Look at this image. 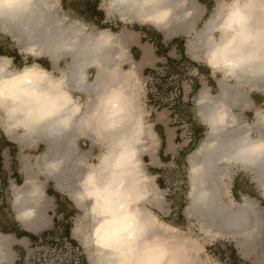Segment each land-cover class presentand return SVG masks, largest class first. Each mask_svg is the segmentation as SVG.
<instances>
[{
    "label": "bare ground",
    "instance_id": "obj_1",
    "mask_svg": "<svg viewBox=\"0 0 264 264\" xmlns=\"http://www.w3.org/2000/svg\"><path fill=\"white\" fill-rule=\"evenodd\" d=\"M183 2L151 0L146 4L144 0H112V8L119 11L123 18L150 22L168 31H173L177 23L183 26L178 31L189 33L198 9L192 3L184 2L183 6ZM53 8V0H30L26 10H16L9 17H0V29L9 33L31 55L47 56L55 64L64 57L69 58L66 69L62 70V74L67 77L66 90L70 94L78 90L93 94L94 97H89L86 111H82L83 105L75 98L81 111L68 130L54 133L50 130V124L46 123L24 135L19 134L18 138H23V143L40 141L45 144L46 149L41 155L45 169L55 177L60 189L71 193L85 207L88 223L92 227L91 243L87 242V245L96 255V264H120L125 257L135 258L137 253L145 252V249V255L157 259L159 264H179L175 252L169 250L161 238L159 229L164 223L145 207V203L153 197L150 177L141 160V153L149 148V132L140 108L133 72H122L117 67L125 45L120 37V41L115 40V34L106 30L89 31L78 21L67 23L66 18L58 17ZM217 18V15L213 16L191 40L189 49L193 56L206 58L214 69L249 87L264 88V80L234 76L230 70H225L223 57H208V51L217 46L220 39L223 15ZM39 33L63 37L80 46L86 54L77 56L74 52L42 47L26 36ZM94 67L97 72L91 82L87 72ZM110 73L119 78L127 94L114 105L113 115L107 121L112 126L104 133L106 147L99 160L108 151L110 157H119L120 162L119 165L108 162L93 164L90 161L91 150L79 152L74 134L87 132L93 141L91 147L99 140L92 129H81L78 120L94 110L98 96L106 90ZM221 82L223 85L219 96H211L202 90L197 101L202 118L209 122L211 131L190 157L195 158V161L191 166L188 213L199 218L207 231L245 236L252 234V230L254 232V211L251 210L254 201L245 197L238 208L223 203L224 178L230 175L231 164L237 163L254 170L255 180L264 189V160L237 159L232 152L234 143L241 135L252 136L251 131L255 129L259 135L253 138L264 136V112L256 116L252 125L236 128L238 119L226 111L227 105L234 103L238 107H245L247 99L244 94L227 85L225 79ZM217 110H220L219 121L210 119ZM25 163L29 169L30 164ZM33 180L34 175L30 171L26 172L24 183L16 186L14 191V207L18 218L27 226L41 219L40 189ZM166 227L173 229L168 225ZM8 240L0 238V264H11L9 261L12 256L6 247ZM130 248L135 251H130ZM2 256L6 257V263Z\"/></svg>",
    "mask_w": 264,
    "mask_h": 264
},
{
    "label": "rangeland",
    "instance_id": "obj_2",
    "mask_svg": "<svg viewBox=\"0 0 264 264\" xmlns=\"http://www.w3.org/2000/svg\"><path fill=\"white\" fill-rule=\"evenodd\" d=\"M184 2L186 4L192 3L196 5L198 9V12L196 13L197 15L191 23L193 26L189 33L181 30L178 31L177 29H179V27L182 28L183 26H180L177 23L173 31H168L166 28L154 25L150 22L123 18L119 11L112 8V0H102V8L106 13L105 24L108 26L107 29H99L91 25L88 26L82 21L70 18L66 12H64L61 0H53V9H55L54 13L58 17L66 18L67 23L78 21L84 24L89 31L106 30L115 34L120 28H128L129 30L141 26L157 28L162 31L167 40L174 37L182 38L184 43H186L187 53L189 54L188 56L197 60L199 64L205 66L208 64L207 60L205 58L196 57L195 55L193 56V53L189 49V42L205 27L207 22L213 16L217 15L218 20L220 16L223 15L222 0L206 1V3L212 7L208 15H206V4L198 0H184ZM184 2L183 6H185ZM119 35L120 34L114 35L115 40L120 41ZM0 46V50L8 54V56H16V60L13 59L16 67H23L25 64H30L37 60H47L48 58L47 56L31 55L26 51L22 44L18 43V41L9 33L5 31L3 32L2 29H0ZM126 58V48L122 47L120 62L117 64L120 71L124 72L131 67V65H126ZM60 60L62 61V67H66L69 58L64 57ZM179 61L177 69L173 67L171 69L173 73H178L177 75H174L175 80L172 82L174 84V90L171 95L173 98H176V94L180 95V91H187L192 88L190 86H193L194 83H187L186 80L193 79L195 82L199 76L197 69H195L193 65L182 58L181 60L179 59ZM94 68V70L90 71V73H92L90 79L87 75V78L91 82L94 80L97 72V68ZM155 71L161 72L159 74H163L160 70L155 69ZM60 72H62V70L57 74ZM132 72L134 75V82L137 85L140 106L149 105V93L155 97L153 103H156L157 105L158 102H161V104L166 103L164 97L158 95V85H162V81L158 80L160 79V77L158 78L159 74L144 75L142 73L138 74L135 70ZM161 89H164V85H162ZM90 95H81V97L76 96V99H78L83 105V108L87 107L89 97H94L93 94ZM173 102H175V100L170 101V103ZM193 104H196V101H193ZM172 109L175 110V113L177 114V121L175 122L173 120L175 122L173 124L180 127L181 133L178 146L183 148V151L181 152L185 157L183 159L182 153H179L176 158L162 166L160 175L162 181L160 183H157L156 181L158 177L149 176L153 197L145 203V207L148 208L160 222L162 221V224L164 223L163 226L160 227L161 229H159L164 244L169 250L175 252L179 264H264V189L259 183H256L251 195L240 196V199L234 198L231 189L235 178V172H237L234 167L235 164L231 165L230 175H227L224 178L222 202L233 208H238L246 198L252 199L254 201L251 205V210L254 211L252 213V215H254V232L252 230V234H247L245 236L215 234L207 231L206 226L201 223L199 218L188 213V206L191 202L189 195L191 189V166L193 161H195V158L191 159L190 157L196 151H193L195 139L193 138L194 135L192 133V123L194 122L193 117L197 118L198 121L200 119L197 115L196 108H170V110ZM142 110L147 132H149L148 136L151 140L149 151L153 152L154 150L156 151L155 148L158 147L157 136L149 125V108H142ZM24 133L17 132L16 130H8L6 134L18 142L17 146L19 153L17 154V167H19L23 176V181L25 180L26 172L30 171L34 175L33 182L40 189L41 202L39 204V214L41 219L31 226L20 223V226L24 230H27L36 236L30 240H24L22 245L18 246V249L20 248L22 250V252H20V264H96L94 261L96 255L87 245V242L91 243L92 227H90L88 223L85 207L71 195L73 203L70 205L69 217L56 214L53 200L46 196V188L50 182L53 181V177L45 169L41 159V155L44 153L46 146L39 141L23 143V138L16 139L19 134L24 135ZM84 140L86 144L83 145L82 151H89L92 145L91 141L88 139ZM105 147V143L102 144L99 142L92 149V157H90V161L93 164H97ZM28 153L35 154V156L28 155ZM144 153H141V160ZM196 160L198 159L196 158ZM25 162L30 164L31 167L29 169L26 168ZM142 163L143 168L146 169L143 160ZM233 167L235 168V171L233 170ZM248 176L244 177V181L248 180ZM15 187L16 186H14L13 183L10 184L13 194ZM54 218H56V222H53ZM67 223L71 228V239L74 240L77 245H73L69 239L63 237V229ZM166 225L173 227V229L167 228ZM45 232L51 233L47 236H43L42 234ZM4 238H9L6 246L9 250L11 247V238L9 236H5ZM232 248L236 250V256H232Z\"/></svg>",
    "mask_w": 264,
    "mask_h": 264
},
{
    "label": "crops",
    "instance_id": "obj_3",
    "mask_svg": "<svg viewBox=\"0 0 264 264\" xmlns=\"http://www.w3.org/2000/svg\"><path fill=\"white\" fill-rule=\"evenodd\" d=\"M72 1L75 2V0ZM98 9L104 12L105 20L103 21V23H105L106 13L102 8V0H100L98 3ZM63 10L70 18L82 21L88 26L90 25L79 18L81 14L74 13L72 9L66 10L63 8ZM133 30H129L128 28H120L115 33L116 35L120 34L119 37L121 38V42L125 45L124 48H126L127 51L126 65H131V67H129L130 69L125 70L124 72H131L135 70L136 72H138V74L142 73L144 75H157L161 73L156 72L155 69H157L162 71L163 73L159 74L158 78L160 77V79L158 80L162 81L164 89L162 90V85L159 84L157 90L158 95L160 97H164L166 103L161 104V102H158V105L156 103H153V99L155 97L149 93V105L140 106V108H149V125L152 128L154 134L157 136L158 142V147L155 148L156 151L154 150L153 152H150L149 149L151 140L150 137L148 138L149 148L147 151H144L145 153L142 152L144 153L142 160L145 163V171L147 172V174L149 176L158 177L156 181L157 183H160L162 181L159 180L161 179L160 175L162 166L165 165V163H168L172 159L176 158L177 154L182 153L181 151H183V148H180L178 146L179 137L181 136L180 127H177L173 124L177 121V114L175 113V110H170V108H196V112L200 120L198 121L197 118L193 117L194 122L192 123V133L194 135L193 138L195 139V143L193 144V151H195L197 147L202 143V141H204V139L209 136L211 131V125L209 124V122H205V120H203V116L199 111V105L197 103L202 90H206L211 96H219L221 92V84L223 85L221 81L222 79H225L226 84L231 86L233 90L244 94L246 97L245 99H247L245 107H238L234 103H228L226 108V111L230 115H236V118L238 119L236 128H240L252 125L256 116L259 113L264 112V88L249 87L242 82H239V80L226 75L224 72L218 69H214L211 65H209V63L206 64L207 66L199 64L197 60H194L190 58V56H188L189 54L187 53L186 43L183 44L182 38L174 37L170 40H167L161 30L146 26H141L138 29L134 28ZM190 43L191 40L189 44ZM0 56L11 57L16 60V56H8L3 51L2 53H0ZM181 58L193 65L194 68L197 69V73L199 74V76L195 80V82L193 81V79L186 80L187 83H194L193 86H190L192 88L188 89L187 91H180V95L176 94V98H173L171 95L172 91L174 90V84L173 88L168 93L166 91V82L172 83L173 80H175L174 75H177L178 73H173L171 69L173 66L178 67L177 65H179V59L181 60ZM35 62L40 63L45 68L55 70L56 73H58L60 70L66 69L67 67V65L64 68L62 67L61 60H59L56 64L53 63V61L49 57L47 58V60H37ZM94 69L95 68H90L88 70L89 74L87 72V75L89 79L92 76V73H90V71ZM132 77L134 76L132 75ZM72 94L75 98L76 96L81 97V95H88L78 90L72 91ZM172 100H175V102L170 103V101ZM193 101H196V104H193ZM86 109L87 107L83 108L82 106V111H86ZM251 134L253 137H257L259 135V131L253 129L251 131ZM16 139H19L18 136L16 137ZM74 139L75 144L77 145L78 150L81 153L84 152L82 151L83 145L86 144L84 139H88L89 141H91V144L93 143L91 136L87 132H75ZM99 142L103 144L105 141L104 139L101 141V139L99 138V140L95 142L94 146L90 147L89 150H91V157L92 149ZM17 145V140H13L5 132H0V236H2L3 238L5 236H9L11 238V247L9 249L12 256L9 261L11 262V264H20L19 259L20 252H22V250L20 248L18 249V246L22 245L24 240H30L35 236L31 232L24 230L20 226V223L22 222L19 220L16 209L14 207V194L12 193L10 188L11 183H13L14 186H20L25 181H23V176L19 170V167H17V154L19 153ZM28 155L35 156V154L32 153H28ZM183 155L184 154L182 153V156ZM184 157L185 156H183L182 158L184 159ZM232 164H235L234 167L237 171L235 172V178L231 189L234 198L240 199V196L251 195L253 192V187H255L256 183H258L255 180L254 170L241 167V165L237 163ZM234 167L233 170L235 171ZM245 176H248V180L244 181ZM52 177L53 181L50 182V184L46 188V196L49 199L53 200L55 204L56 214L66 215L67 217H69L70 205L71 203H73L71 193L60 189L57 185L55 177ZM54 221L56 222V218L53 219V222ZM4 255L6 256V253H4ZM5 256H2L4 263L7 262Z\"/></svg>",
    "mask_w": 264,
    "mask_h": 264
},
{
    "label": "clouds",
    "instance_id": "obj_4",
    "mask_svg": "<svg viewBox=\"0 0 264 264\" xmlns=\"http://www.w3.org/2000/svg\"><path fill=\"white\" fill-rule=\"evenodd\" d=\"M144 2L147 4L151 0ZM29 4L30 0H0V17L26 10ZM222 9L220 39L217 46L208 51V57H223L225 70H230L234 76L264 80V0H222ZM26 36L42 47L74 52L77 56L86 54L80 46L60 36L44 33ZM66 80L65 75L40 63L16 67L13 58L0 57V131L7 133L14 129L24 133L46 123L54 133L68 130L81 109L75 97L66 90ZM126 94L127 89L119 78L110 73L105 92L98 96L94 110L79 118V127L92 129L102 141L106 129L112 126L107 121L113 115L114 105ZM210 119L219 121L220 110ZM232 152L237 159L264 160V136L241 135ZM101 162L119 165L120 158L110 157L106 151L97 161ZM130 251L135 249L130 248ZM145 252L137 253L135 258L125 257L120 264H159Z\"/></svg>",
    "mask_w": 264,
    "mask_h": 264
},
{
    "label": "trees",
    "instance_id": "obj_5",
    "mask_svg": "<svg viewBox=\"0 0 264 264\" xmlns=\"http://www.w3.org/2000/svg\"><path fill=\"white\" fill-rule=\"evenodd\" d=\"M99 1L100 0H75V2H73L72 0H70V1L69 0H62V5H63V8L66 10L72 9V11H74V13L81 14V16L79 18L84 20L86 23H88L90 25H94L99 29H107L108 28L107 24L103 23V21L105 20V14L103 11H100L98 9ZM198 1L206 4V6H207V14L206 15H208L212 7H211V5L209 6L206 3V1H212V0H198ZM136 29H138V28H136ZM176 40H179V39H176ZM182 41H183V39H182ZM183 44H184V41H183ZM0 53H2V51H0ZM6 55H8V54H6ZM173 67L177 68L176 66H173ZM166 85H167L166 91L169 93L170 90L173 88V83L166 82ZM161 179H159V180L161 181ZM50 233L51 232H45L42 235L47 236ZM70 234H71V228H70L69 224L67 223L63 229V237L69 239L73 245H77L76 242L71 239ZM231 254H232V256H236V250L234 248L231 249Z\"/></svg>",
    "mask_w": 264,
    "mask_h": 264
}]
</instances>
